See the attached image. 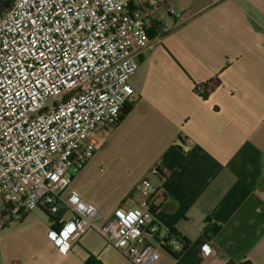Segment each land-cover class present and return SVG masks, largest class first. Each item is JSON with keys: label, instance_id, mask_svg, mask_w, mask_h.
Segmentation results:
<instances>
[{"label": "crops", "instance_id": "crops-1", "mask_svg": "<svg viewBox=\"0 0 264 264\" xmlns=\"http://www.w3.org/2000/svg\"><path fill=\"white\" fill-rule=\"evenodd\" d=\"M151 1H133L151 12L153 43L130 79L133 109L98 136L69 186L97 207L95 228L65 255L48 236L60 225L44 210L21 221L0 211V264H132L97 229L117 208L142 204L144 178L165 194L150 199L161 231L190 241L178 258L160 249L156 264H264V0ZM216 79L207 100L196 93ZM136 158L141 178L108 196L103 176ZM157 165L164 176L152 174Z\"/></svg>", "mask_w": 264, "mask_h": 264}, {"label": "built area", "instance_id": "built-area-1", "mask_svg": "<svg viewBox=\"0 0 264 264\" xmlns=\"http://www.w3.org/2000/svg\"><path fill=\"white\" fill-rule=\"evenodd\" d=\"M133 1L11 0L0 16L3 213L21 221L42 204L56 217L69 212L71 219L61 216L60 227L48 233L65 255L99 218L93 202L69 190L71 178L94 157L98 136L121 122L135 95L130 79L138 57L153 44L151 12ZM170 31L163 27L159 38ZM152 174L166 171L157 165ZM140 193V206L117 208L97 231L132 264H156L167 235L154 221L150 199L165 194L153 192L149 178ZM168 245L175 253L183 249L174 237Z\"/></svg>", "mask_w": 264, "mask_h": 264}, {"label": "trees", "instance_id": "trees-1", "mask_svg": "<svg viewBox=\"0 0 264 264\" xmlns=\"http://www.w3.org/2000/svg\"><path fill=\"white\" fill-rule=\"evenodd\" d=\"M7 1L10 3L11 0H7ZM1 2L2 1H0V3ZM2 13H0V16L2 15ZM220 81L221 80L216 79V80L208 81L207 83L204 82L201 85H196L195 91L201 97H203L204 100H207L210 97V95H211L212 91L214 90V88L219 84ZM132 109H133V105H131V104H127L126 105V107H125V109L123 111V114H122L121 121L132 111ZM39 208H41L42 210H44L46 212V214L50 217V219L52 221H54V223H55V226L54 227L55 228H56V222L59 220L58 218H60L61 216H63L64 215V212H65L64 210H61L59 212L58 217H56V216H53L51 214V212H50L51 206L50 205H43L42 204L41 206H39ZM171 237L172 238L173 237L174 238H177L180 241V243L183 244V249H182L181 253L183 251H185L189 247L190 241L188 239H185L184 237H182L177 232L168 233L167 234V237L160 241V245H161V248L160 249H162V250H164V251H166V252L174 255L175 258H178L179 257V254L173 253V251L171 250L172 248H170L169 245H168V242L171 239Z\"/></svg>", "mask_w": 264, "mask_h": 264}, {"label": "rangeland", "instance_id": "rangeland-1", "mask_svg": "<svg viewBox=\"0 0 264 264\" xmlns=\"http://www.w3.org/2000/svg\"><path fill=\"white\" fill-rule=\"evenodd\" d=\"M7 1V0H6ZM142 176V164L139 158H136L131 162L130 167L127 170H118L115 175L112 177L103 176L102 180H104V190L108 196H112L116 198L119 194H122L124 187L128 183H133L138 181ZM148 177H153L149 174ZM4 204L2 201V197L0 195V211H3Z\"/></svg>", "mask_w": 264, "mask_h": 264}, {"label": "water", "instance_id": "water-1", "mask_svg": "<svg viewBox=\"0 0 264 264\" xmlns=\"http://www.w3.org/2000/svg\"><path fill=\"white\" fill-rule=\"evenodd\" d=\"M9 2L2 0V2L0 3V13L6 11L9 8Z\"/></svg>", "mask_w": 264, "mask_h": 264}, {"label": "snow or ice", "instance_id": "snow-or-ice-1", "mask_svg": "<svg viewBox=\"0 0 264 264\" xmlns=\"http://www.w3.org/2000/svg\"><path fill=\"white\" fill-rule=\"evenodd\" d=\"M71 231H72V228L69 227V228H68V232H71ZM65 235H67V232L65 233ZM53 239H55V235H53ZM205 251H206V252H209L210 249H208L207 247H205Z\"/></svg>", "mask_w": 264, "mask_h": 264}, {"label": "flooded vegetation", "instance_id": "flooded-vegetation-1", "mask_svg": "<svg viewBox=\"0 0 264 264\" xmlns=\"http://www.w3.org/2000/svg\"><path fill=\"white\" fill-rule=\"evenodd\" d=\"M6 1V0H5Z\"/></svg>", "mask_w": 264, "mask_h": 264}]
</instances>
